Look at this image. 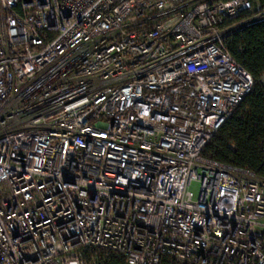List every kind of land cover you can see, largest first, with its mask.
<instances>
[{"label":"built area","instance_id":"2783aa9c","mask_svg":"<svg viewBox=\"0 0 264 264\" xmlns=\"http://www.w3.org/2000/svg\"><path fill=\"white\" fill-rule=\"evenodd\" d=\"M253 8L0 0V264H264V179L202 156Z\"/></svg>","mask_w":264,"mask_h":264},{"label":"trees","instance_id":"16d2710c","mask_svg":"<svg viewBox=\"0 0 264 264\" xmlns=\"http://www.w3.org/2000/svg\"><path fill=\"white\" fill-rule=\"evenodd\" d=\"M226 1V0H225ZM264 10V0H250ZM253 9L227 19L224 25L252 18ZM226 48L235 61L254 79L252 92L209 142L202 156L243 170L264 179V21L240 28L228 36ZM102 264H125L114 257Z\"/></svg>","mask_w":264,"mask_h":264},{"label":"rangeland","instance_id":"374dc122","mask_svg":"<svg viewBox=\"0 0 264 264\" xmlns=\"http://www.w3.org/2000/svg\"><path fill=\"white\" fill-rule=\"evenodd\" d=\"M261 9L258 7V8H253V14H252V18L248 20V22H246L244 25L242 26H247V25H252V23H256V22H261V21H264V14H260L261 12ZM198 188H199V185H194L192 187L193 189V192L194 193H197L198 192Z\"/></svg>","mask_w":264,"mask_h":264}]
</instances>
